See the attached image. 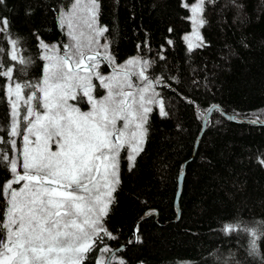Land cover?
Masks as SVG:
<instances>
[{"label": "snow or ice", "instance_id": "6c2138e0", "mask_svg": "<svg viewBox=\"0 0 264 264\" xmlns=\"http://www.w3.org/2000/svg\"><path fill=\"white\" fill-rule=\"evenodd\" d=\"M9 2L0 0V101L6 106L0 121V264H127L119 256L125 246H111L120 235L109 227L110 216L118 205L122 163L133 172L152 116L169 117L157 89L170 88L165 80L177 78L150 72L157 61H166L165 44L175 42L166 36L151 58L139 54L151 52L146 38L136 45L137 55L119 61L113 27L101 21L103 0H70L55 9L67 42L49 45L37 36L41 76L23 79L33 61L11 32ZM119 2L111 0L114 10ZM209 6L219 7V0L181 4L190 13L185 19L191 33L182 37L189 53L208 46L200 30L208 23ZM225 6L237 12L246 7L243 0H227ZM213 109L198 118L207 120ZM257 162L264 167V153ZM221 231L247 236V255L264 264V222L234 221ZM139 233L137 223L127 244L143 243ZM221 264L240 262L221 257Z\"/></svg>", "mask_w": 264, "mask_h": 264}, {"label": "trees", "instance_id": "16d2710c", "mask_svg": "<svg viewBox=\"0 0 264 264\" xmlns=\"http://www.w3.org/2000/svg\"><path fill=\"white\" fill-rule=\"evenodd\" d=\"M183 2L120 0L114 10L111 0H103L101 21L113 27V51L118 60L137 55L136 45L146 38L151 52L139 54L155 58L167 36L174 40V46L165 44L167 59L157 61L150 75L177 78L165 80L170 88L157 89L165 97L169 117L152 116L136 168L129 173L122 163L118 205L109 222L114 232L119 230L120 238L110 243L113 248L126 245L119 256L127 264H221V257L229 261L234 257L240 264H259L247 255V236L225 235L221 228L234 221L250 226L264 222V167L257 162L264 153V125L250 121L264 120V4L243 0L246 7L242 12L226 7L227 0H219V7L209 6L205 14L208 23L201 29L208 46L189 53L182 37L191 30L185 19L190 13L181 7ZM69 3L10 0L5 15L9 16L11 32L19 38L22 54L33 61L23 79L41 76L44 62L39 59L37 36L47 44L66 41L55 9ZM29 7L31 14L26 15ZM168 27L173 33L166 31ZM212 105L221 109L212 113L187 164L181 213L175 219L178 177L202 129L199 114ZM5 108L0 101V121ZM224 113L249 120H229ZM146 211H157L159 221L155 215L143 220L139 233L143 243L127 244ZM259 243L264 253V239Z\"/></svg>", "mask_w": 264, "mask_h": 264}, {"label": "water", "instance_id": "95a60500", "mask_svg": "<svg viewBox=\"0 0 264 264\" xmlns=\"http://www.w3.org/2000/svg\"><path fill=\"white\" fill-rule=\"evenodd\" d=\"M213 106H216V108L218 109H221V107L219 105H212L210 106L208 109H213ZM215 109H213L212 111L208 112V119L207 120H202V129L196 139V143H195V146H194V149H193V152H192V155L191 157L186 160L184 162V165L182 167V170L179 174V177H178V188H177V192H176V195H175V200H174V206H175V209L177 211V216L175 219H178L180 217V213H181V206H180V197H181V193H182V189H183V185H184V177H185V173H186V167H187V164L189 161L192 160V158L194 157L196 151H197V148L199 146V143L201 141V138L207 128V124H208V120L210 119V117L212 116V113L214 112ZM228 115L230 116H235L234 114H230V113H227ZM236 117V116H235ZM233 120H237V121H247L249 120L248 118H245V119H241V118H235ZM253 119H251L250 121H252ZM260 121V123H256V124H259V125H264V120H260V119H257ZM146 213H149L148 211H146L145 213H143V215L137 220L136 224L139 223V226H140V223L145 220L146 218H148L149 216L151 215H155L157 217V220L159 221V216H158V212L157 211H152L151 215H146ZM125 247L126 245L123 244ZM119 247V246H118ZM118 247H115V248H118ZM114 248V249H115Z\"/></svg>", "mask_w": 264, "mask_h": 264}, {"label": "rangeland", "instance_id": "374dc122", "mask_svg": "<svg viewBox=\"0 0 264 264\" xmlns=\"http://www.w3.org/2000/svg\"><path fill=\"white\" fill-rule=\"evenodd\" d=\"M200 31H201V30H200ZM190 33H191V30H190L189 32L185 33V35H186V34H190ZM66 42H67V40L64 41L63 43H66ZM63 43H62V44H63ZM53 44H57V43H52V44H49V45H53ZM57 45H58V44H57ZM82 110H86V108H85V109L82 108Z\"/></svg>", "mask_w": 264, "mask_h": 264}]
</instances>
